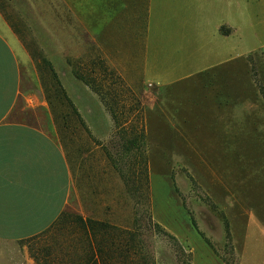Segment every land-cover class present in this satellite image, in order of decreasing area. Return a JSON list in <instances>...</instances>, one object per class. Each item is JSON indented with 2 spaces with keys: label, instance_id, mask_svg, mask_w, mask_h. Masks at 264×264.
Listing matches in <instances>:
<instances>
[{
  "label": "rangeland",
  "instance_id": "rangeland-1",
  "mask_svg": "<svg viewBox=\"0 0 264 264\" xmlns=\"http://www.w3.org/2000/svg\"><path fill=\"white\" fill-rule=\"evenodd\" d=\"M0 13L47 103L20 102L15 121L58 127L75 186L61 227L0 242V264H81L77 217L139 232L154 264H264V0H0ZM140 134L147 165L121 156ZM110 157L146 166L144 187L130 192Z\"/></svg>",
  "mask_w": 264,
  "mask_h": 264
},
{
  "label": "crops",
  "instance_id": "crops-1",
  "mask_svg": "<svg viewBox=\"0 0 264 264\" xmlns=\"http://www.w3.org/2000/svg\"><path fill=\"white\" fill-rule=\"evenodd\" d=\"M40 87L31 58L0 13V242L4 243L48 231L65 214L75 193L58 127L15 121L20 102L31 108L47 106L39 100Z\"/></svg>",
  "mask_w": 264,
  "mask_h": 264
},
{
  "label": "trees",
  "instance_id": "trees-1",
  "mask_svg": "<svg viewBox=\"0 0 264 264\" xmlns=\"http://www.w3.org/2000/svg\"><path fill=\"white\" fill-rule=\"evenodd\" d=\"M51 71L56 82L60 86L57 74L52 68ZM126 134L127 131L123 129L117 131V135H119L121 139L125 138L124 136ZM145 146V136L140 134L134 139L126 142L123 146V155L121 156H124L123 158H137L143 160V162L145 161V165H147L144 151ZM110 158H112L113 166L124 178L127 186H132L130 192H137L140 190L139 188L144 187L148 179L146 166L138 171L137 168H135L136 163L124 167L121 165V161L116 163L117 160L113 159L114 157ZM67 218V214L65 213L58 218L49 230L55 229V227H61V224L65 222ZM75 220V222L79 223V229H81L82 233L86 236V241L89 238V247L85 251L86 253L81 264H154L148 258L149 256H147L139 232L122 231L118 227L91 219L83 220L77 217ZM193 226L196 228L195 222ZM155 228L159 234L163 232L162 234L173 239V237L165 233L159 225L155 224Z\"/></svg>",
  "mask_w": 264,
  "mask_h": 264
}]
</instances>
